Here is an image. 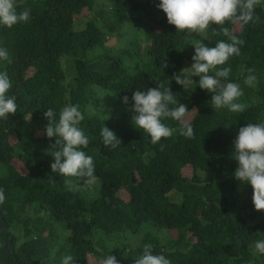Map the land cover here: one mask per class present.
<instances>
[{"label": "trees", "instance_id": "obj_1", "mask_svg": "<svg viewBox=\"0 0 264 264\" xmlns=\"http://www.w3.org/2000/svg\"><path fill=\"white\" fill-rule=\"evenodd\" d=\"M16 3L18 12L30 10V20L0 27V46L9 52L0 71L9 74L17 103L16 113L0 121V264H61L65 255L101 264L110 254L118 264H134L145 244L171 264H264L255 252L264 211L254 210L251 186L233 177L232 159L238 129L264 121V0L253 22L213 24L193 37L168 24L158 0ZM222 27L244 41L240 55L220 66L241 85L247 108L240 113L214 110L210 93L195 83L185 90L174 79L191 66L194 39L210 47L228 40ZM248 69L257 76L253 87L244 84ZM161 84L192 110L185 117L192 138L172 119L162 122L173 135L156 144L134 127L132 92ZM105 93L118 102L109 104ZM68 103L85 115L91 184L50 168L54 139L44 132V113L51 108L58 119ZM104 126L121 146L103 144Z\"/></svg>", "mask_w": 264, "mask_h": 264}, {"label": "clouds", "instance_id": "obj_2", "mask_svg": "<svg viewBox=\"0 0 264 264\" xmlns=\"http://www.w3.org/2000/svg\"><path fill=\"white\" fill-rule=\"evenodd\" d=\"M258 0H158V8L166 15L169 25L175 26L177 32L188 36H199L210 30L211 25L224 26L228 22H240L244 25L253 22ZM30 20V10L17 11L16 0H0V27L12 28L18 23ZM216 34L217 30H211ZM227 41L220 40L215 46H206L204 40L194 39L192 64L174 77L177 84L186 90L195 83L201 90L211 94L214 110L227 109L233 113L244 112L247 105L240 101L244 95L241 85L229 80L230 67L226 65L233 56L240 55L244 41L231 34L228 27H222ZM0 61H9L7 48L0 46ZM196 77L198 80H193ZM257 83L254 69H248L244 84L253 87ZM195 87V88H196ZM12 81L6 71H0V121L7 120L17 111L16 97L9 95ZM194 88V89H195ZM192 89L191 91H193ZM121 103L129 105V97L123 96ZM130 112L132 123L138 130H143L151 138L153 144L162 138L173 135V129L162 121L172 119L180 125V135L192 138L193 128L185 117L191 111L177 103L176 95L170 88L157 85L146 90H135L131 95ZM48 121L44 129L46 137L54 139L50 168L52 173L64 178H85V183L95 181V165L93 157L85 149L90 143L89 136L81 127L85 119L79 105L66 104L61 108L59 117L49 108L44 113ZM105 120L110 116L104 115ZM105 146L115 148L121 146L120 139L107 127L100 132ZM232 159L237 163L233 177L241 184L250 185L254 210L264 211V121L246 123L240 127L234 140ZM5 200V193L0 189V203ZM255 252L264 255V239L255 242ZM61 264H76L72 255L61 257ZM101 264H118L116 256L110 254L102 258ZM134 264H171V260L163 254H154L151 244H145L142 253L134 260Z\"/></svg>", "mask_w": 264, "mask_h": 264}, {"label": "rangeland", "instance_id": "obj_3", "mask_svg": "<svg viewBox=\"0 0 264 264\" xmlns=\"http://www.w3.org/2000/svg\"><path fill=\"white\" fill-rule=\"evenodd\" d=\"M106 43H107L108 46H115L116 45L115 39L110 38V37L107 38V42ZM104 96L106 97L105 99H109V102H108L109 104H110V102L111 103L118 102L112 96L108 95L107 93H105Z\"/></svg>", "mask_w": 264, "mask_h": 264}]
</instances>
